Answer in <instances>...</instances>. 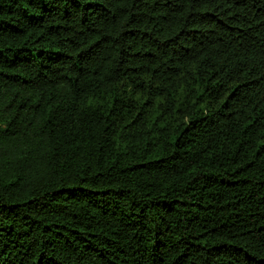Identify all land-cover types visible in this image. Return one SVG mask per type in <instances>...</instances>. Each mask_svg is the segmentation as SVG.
<instances>
[{"label":"trees","instance_id":"obj_1","mask_svg":"<svg viewBox=\"0 0 264 264\" xmlns=\"http://www.w3.org/2000/svg\"><path fill=\"white\" fill-rule=\"evenodd\" d=\"M0 264H264V0H0Z\"/></svg>","mask_w":264,"mask_h":264}]
</instances>
